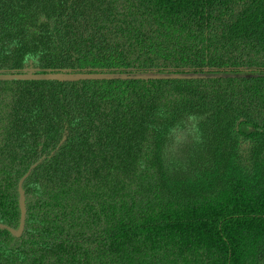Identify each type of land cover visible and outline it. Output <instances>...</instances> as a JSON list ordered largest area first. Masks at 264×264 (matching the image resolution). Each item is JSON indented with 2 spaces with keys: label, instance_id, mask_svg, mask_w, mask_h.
Instances as JSON below:
<instances>
[{
  "label": "trees",
  "instance_id": "obj_1",
  "mask_svg": "<svg viewBox=\"0 0 264 264\" xmlns=\"http://www.w3.org/2000/svg\"><path fill=\"white\" fill-rule=\"evenodd\" d=\"M0 264H264V0H0Z\"/></svg>",
  "mask_w": 264,
  "mask_h": 264
},
{
  "label": "water",
  "instance_id": "obj_2",
  "mask_svg": "<svg viewBox=\"0 0 264 264\" xmlns=\"http://www.w3.org/2000/svg\"><path fill=\"white\" fill-rule=\"evenodd\" d=\"M38 163H35L29 167L26 173L20 178L17 189H18V206L20 211L19 225L17 229L7 227L3 224H0V230L7 231L12 237L18 239L22 236L24 231L25 219H26V206H25V193L23 190V183L30 176L32 170L37 166Z\"/></svg>",
  "mask_w": 264,
  "mask_h": 264
}]
</instances>
